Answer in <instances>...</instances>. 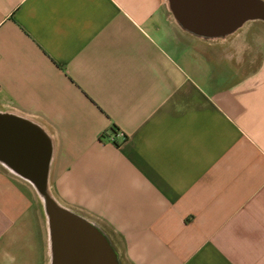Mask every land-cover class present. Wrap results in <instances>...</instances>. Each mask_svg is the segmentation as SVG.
I'll use <instances>...</instances> for the list:
<instances>
[{
	"label": "crops",
	"instance_id": "1",
	"mask_svg": "<svg viewBox=\"0 0 264 264\" xmlns=\"http://www.w3.org/2000/svg\"><path fill=\"white\" fill-rule=\"evenodd\" d=\"M239 29L194 36L167 0H0V111L47 134L50 194L119 264H264V40ZM27 170L0 163V264H51Z\"/></svg>",
	"mask_w": 264,
	"mask_h": 264
},
{
	"label": "water",
	"instance_id": "2",
	"mask_svg": "<svg viewBox=\"0 0 264 264\" xmlns=\"http://www.w3.org/2000/svg\"><path fill=\"white\" fill-rule=\"evenodd\" d=\"M176 22L202 39L224 38L251 21L264 23V0H167ZM52 145L30 120L0 111V163L24 173L42 196L51 246V264H119L105 232L81 214L59 204L48 190ZM32 154V163L28 155Z\"/></svg>",
	"mask_w": 264,
	"mask_h": 264
},
{
	"label": "rangeland",
	"instance_id": "3",
	"mask_svg": "<svg viewBox=\"0 0 264 264\" xmlns=\"http://www.w3.org/2000/svg\"><path fill=\"white\" fill-rule=\"evenodd\" d=\"M249 29L246 39L249 44L257 43L259 40H264V23L261 21H251L244 24L241 29H239V32H246V30ZM39 196V195H38ZM38 200L41 201L40 196L38 197Z\"/></svg>",
	"mask_w": 264,
	"mask_h": 264
},
{
	"label": "bare ground",
	"instance_id": "4",
	"mask_svg": "<svg viewBox=\"0 0 264 264\" xmlns=\"http://www.w3.org/2000/svg\"><path fill=\"white\" fill-rule=\"evenodd\" d=\"M40 196V195H39ZM40 199H41V201H42V196H40Z\"/></svg>",
	"mask_w": 264,
	"mask_h": 264
}]
</instances>
